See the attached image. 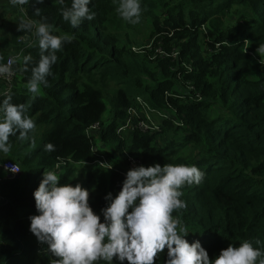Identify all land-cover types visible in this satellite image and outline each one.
Segmentation results:
<instances>
[{
	"label": "trees",
	"instance_id": "trees-1",
	"mask_svg": "<svg viewBox=\"0 0 264 264\" xmlns=\"http://www.w3.org/2000/svg\"><path fill=\"white\" fill-rule=\"evenodd\" d=\"M89 7L95 18L72 28L56 0L24 5L27 19L46 18L54 34L68 37L56 53L48 86L34 99L25 85L41 49L34 33L13 35L24 47L13 61L18 83L0 99L11 95L15 104H30L36 126L27 138L10 136L11 151L0 152V159L20 167L17 177L0 180V264H53L56 259L29 230L30 217L39 214L33 193L44 172L64 161L59 184L87 189L89 205L103 221L105 196L115 197L125 180L115 171L124 152L140 157L145 167L195 164L204 172L199 184L181 189L187 207L173 216L187 226L185 239L199 241L209 260L229 244L244 241L264 253V57L253 59L243 48L249 41L251 51L264 52V0H141L136 24L120 17L117 0H92ZM140 25L150 28L152 44L137 41ZM158 39L170 52L167 57L152 58ZM204 46L209 50L205 55ZM25 57H31L28 71ZM179 81L192 82L200 96L166 95H184ZM136 97L156 109L166 108L167 102L175 107L183 125L162 121L170 133L164 145L158 144L160 131L135 130L123 139L116 133ZM107 103L112 117L104 125ZM95 123L102 127L98 140L108 149L99 152L113 163L107 172L92 163L87 130ZM48 144L55 150L47 151ZM166 259L167 249L155 264ZM260 259L264 256L257 264Z\"/></svg>",
	"mask_w": 264,
	"mask_h": 264
},
{
	"label": "clouds",
	"instance_id": "clouds-1",
	"mask_svg": "<svg viewBox=\"0 0 264 264\" xmlns=\"http://www.w3.org/2000/svg\"><path fill=\"white\" fill-rule=\"evenodd\" d=\"M62 6L63 19L77 28L84 20H93L95 12L89 5L92 0H56ZM120 17L132 24L139 23L141 0H117ZM13 6H24L29 0H10ZM40 16V9L35 10ZM19 30L34 33L41 55L31 68L28 91L34 99L42 86H48V77L57 62L56 53L62 49L67 36L54 34L53 26L46 18L33 21L22 20ZM31 57H25V71ZM11 72L8 64L0 63V75ZM12 96L0 99V152L11 151L10 136L17 133L27 138L35 128L30 117V104H15ZM46 150H55L52 144ZM112 167V166H111ZM110 167V168H111ZM11 173L20 168L13 164L4 165ZM204 177L195 164H155L137 166L127 171L118 194L105 196L107 206L96 214L89 205V191L79 183L60 185L56 171L43 173L38 188L34 191L38 215L30 217L29 230L38 241L47 243L56 259L53 264H155L158 254L167 249L164 264H257L264 256L250 241L239 246L229 244L214 260H209L207 251L199 241L191 244L185 239L187 226L173 212L187 207L181 199L185 185L199 184ZM259 264H264L260 259Z\"/></svg>",
	"mask_w": 264,
	"mask_h": 264
},
{
	"label": "built area",
	"instance_id": "built-area-1",
	"mask_svg": "<svg viewBox=\"0 0 264 264\" xmlns=\"http://www.w3.org/2000/svg\"><path fill=\"white\" fill-rule=\"evenodd\" d=\"M22 9L24 6H19ZM162 57H167L168 53L163 51L162 49L158 50ZM13 61L14 56H7L2 63L8 64L11 68V72L7 75H0V81L2 83V92L8 93L11 89H13L16 85L15 81L17 78V73L13 69ZM182 84L185 85L183 87V91L180 93H184V95H180L176 92L172 94H168L169 92H165L166 95H175L181 98H185L186 94L189 95V98L200 96V93L196 91L194 85L190 81H182ZM176 109L170 103L167 102V107L163 109H156L148 104L143 98L136 97L135 103L131 106L125 108V116L121 120L120 124L116 128V133L123 138L124 135H128L133 133L135 130H139L144 133H154L160 130L161 123L165 119H170L174 122L176 126H182L183 121L180 119L175 118ZM102 127L100 123H95L91 125L87 133L91 137V151L94 156V161L92 163L98 165L100 168L103 169L104 172H107L113 169V163L107 159L103 154H101L100 150L108 151L106 148H101L104 146L102 142L98 140L99 133ZM96 141V143H95ZM123 156V157H122ZM119 167L115 168V171L118 172L122 177L126 178V173L128 170L137 167V166H144L143 162L141 161L140 157H134L124 152L123 155L119 157ZM16 164L18 167L19 165L16 162H12L8 159H0V169L1 171L5 172V174L0 176V180L4 177L7 178H15L20 174V171L17 173H11L4 168V165H13ZM65 162H59L51 171H56L58 175L64 171ZM112 166V167H111ZM111 167V168H110ZM20 168V167H19ZM2 196H0V202L2 200Z\"/></svg>",
	"mask_w": 264,
	"mask_h": 264
},
{
	"label": "crops",
	"instance_id": "crops-1",
	"mask_svg": "<svg viewBox=\"0 0 264 264\" xmlns=\"http://www.w3.org/2000/svg\"><path fill=\"white\" fill-rule=\"evenodd\" d=\"M27 19L24 10L19 6H13L10 0H0V63L7 56H18L24 51V47L17 45L13 35L19 30L22 20ZM2 83L0 81V96L2 94ZM5 172L0 169V176ZM7 178V177H5Z\"/></svg>",
	"mask_w": 264,
	"mask_h": 264
},
{
	"label": "rangeland",
	"instance_id": "rangeland-1",
	"mask_svg": "<svg viewBox=\"0 0 264 264\" xmlns=\"http://www.w3.org/2000/svg\"><path fill=\"white\" fill-rule=\"evenodd\" d=\"M234 19L233 18H231L230 19V21H233ZM139 29H140V32L141 33H139L138 34V38H137V41L138 42H141V43H146V45L148 44H152L153 43V41H154V37L153 38H148V34L150 33L149 32V27L148 26H142V25H140L139 26ZM156 38H157V36H156ZM157 42H159L158 44H157V46L154 48V52L152 53V58H156V57H158V58H163L162 56H161V54H160V52L158 51L159 49H162L163 51H165L166 53H170L168 50H166L162 45H163V43L158 39L157 40ZM244 46H245V51H248V53H250V55H251V57L254 59V58H259V57H264V52L263 51H259L258 53H256L255 51H251L250 50V48H251V46H252V44L249 42V41H247L246 42V45H245V43H244V45H243V48H244ZM204 55L205 54H207V51H209L208 50V48H206L205 46H204ZM261 64H262V66H264V58L262 59V62H261ZM183 66V68H184V64L182 65ZM15 83H18V79H16V81H15ZM27 85L28 84H26L25 85V87L27 88ZM177 86H180V87H184L185 85H183L182 84V82L181 81H179L177 84H176ZM28 89V88H27ZM111 117H112V113H111V110H110V105L107 103V105H106V110H105V112L103 113V115H102V118H101V121H102V123L104 124V125H106L107 123H109L110 122V120H111ZM169 120V119H168ZM171 121V120H170ZM172 122V121H171ZM170 124V123H169ZM175 125V124H174ZM173 127V126H172ZM161 128H162V126H161ZM160 128V133H159V137H158V144L159 145H164L168 140H169V136H170V133H169V126H168V124L167 125H164L163 126V128L161 129ZM174 128V127H173ZM162 131V132H161ZM167 132V133H166ZM169 134V135H168ZM124 137L126 138L127 137V135H124ZM101 148H106V146L104 145V146H101ZM89 170V169H88ZM80 176V172H78V177Z\"/></svg>",
	"mask_w": 264,
	"mask_h": 264
}]
</instances>
